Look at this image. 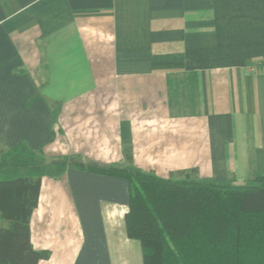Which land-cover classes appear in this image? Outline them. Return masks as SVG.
<instances>
[{"label":"crops","instance_id":"obj_1","mask_svg":"<svg viewBox=\"0 0 264 264\" xmlns=\"http://www.w3.org/2000/svg\"><path fill=\"white\" fill-rule=\"evenodd\" d=\"M262 59L264 0H0V163L41 178L38 264H144L128 182L74 163L264 175Z\"/></svg>","mask_w":264,"mask_h":264},{"label":"trees","instance_id":"obj_2","mask_svg":"<svg viewBox=\"0 0 264 264\" xmlns=\"http://www.w3.org/2000/svg\"><path fill=\"white\" fill-rule=\"evenodd\" d=\"M131 160L129 152L126 153ZM75 167L129 184V239L141 244L144 264H264V175L245 185L162 179L132 166ZM41 178L0 180V264H38L30 224Z\"/></svg>","mask_w":264,"mask_h":264},{"label":"rangeland","instance_id":"obj_3","mask_svg":"<svg viewBox=\"0 0 264 264\" xmlns=\"http://www.w3.org/2000/svg\"><path fill=\"white\" fill-rule=\"evenodd\" d=\"M0 157H3L2 151H0ZM15 157H18V156H15ZM9 160H11V159H9ZM22 165L23 164L20 162V160L18 158H16V159L14 158L13 162L12 161L11 162H5V164H1L0 163V168H4L6 166H10L11 167V170L7 169L9 171L3 172L4 174H6V176L5 177H0V180H4L5 178L11 180V179L20 177V174H21L20 173L21 172L20 168H21ZM0 173H1V170H0Z\"/></svg>","mask_w":264,"mask_h":264},{"label":"built area","instance_id":"obj_4","mask_svg":"<svg viewBox=\"0 0 264 264\" xmlns=\"http://www.w3.org/2000/svg\"><path fill=\"white\" fill-rule=\"evenodd\" d=\"M249 75H263L264 74V59L259 60L246 68Z\"/></svg>","mask_w":264,"mask_h":264}]
</instances>
